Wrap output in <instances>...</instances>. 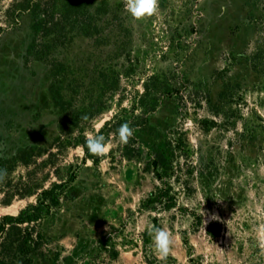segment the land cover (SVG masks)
<instances>
[{
  "label": "rangeland",
  "instance_id": "374dc122",
  "mask_svg": "<svg viewBox=\"0 0 264 264\" xmlns=\"http://www.w3.org/2000/svg\"><path fill=\"white\" fill-rule=\"evenodd\" d=\"M38 1L0 0V264H264V0H158L142 19L86 0L88 30L55 42ZM100 134L95 164L77 139ZM168 185L174 207L144 206ZM53 188L39 218L8 220Z\"/></svg>",
  "mask_w": 264,
  "mask_h": 264
},
{
  "label": "trees",
  "instance_id": "16d2710c",
  "mask_svg": "<svg viewBox=\"0 0 264 264\" xmlns=\"http://www.w3.org/2000/svg\"><path fill=\"white\" fill-rule=\"evenodd\" d=\"M85 1L86 0H49L45 2L42 7L40 2L38 1V17L34 25L36 34L41 35L42 38H50V36L53 35V39H51V41L55 42L56 38H65L63 32L67 26L66 24H69L70 29L76 27L79 30L86 32L90 25L88 24V22H86L84 16L85 9L87 7V3ZM57 10L59 12L57 13V17L55 20V12ZM86 140L87 138L85 137H82L80 140L77 139L79 145L82 146L86 157L92 159L95 164H98L100 161V157L88 152ZM163 161V163L159 164H161L164 170H168V163L166 162V159L164 158ZM159 164L156 162L155 166H158ZM157 176L160 180H162L163 173L157 172ZM170 189L171 187L169 185L168 188L158 187L156 191L152 192L150 197L145 201L144 206L146 208H152L155 204H159L165 209L174 207L176 199L175 197L170 195ZM53 193L54 188L43 192L41 194L42 199L39 200L38 206L28 208L25 213L21 214L18 217L9 216L7 217L8 220L16 221L18 223H24L28 220H35L39 218V216H41L47 208V205H45L43 201L44 198H47ZM2 231H4V227H1L0 232ZM25 264L30 263L28 261Z\"/></svg>",
  "mask_w": 264,
  "mask_h": 264
},
{
  "label": "clouds",
  "instance_id": "9594fccd",
  "mask_svg": "<svg viewBox=\"0 0 264 264\" xmlns=\"http://www.w3.org/2000/svg\"><path fill=\"white\" fill-rule=\"evenodd\" d=\"M125 9L135 19H142L154 15L158 10V0H127ZM87 119V117H84ZM119 141L127 144L134 135V129L128 123H123L117 130ZM87 135V134H86ZM89 153L103 156L109 150V142L103 134L91 136L86 140ZM156 252L167 256L171 251L172 238L163 228L150 229Z\"/></svg>",
  "mask_w": 264,
  "mask_h": 264
}]
</instances>
